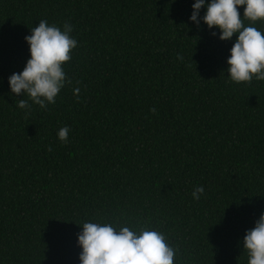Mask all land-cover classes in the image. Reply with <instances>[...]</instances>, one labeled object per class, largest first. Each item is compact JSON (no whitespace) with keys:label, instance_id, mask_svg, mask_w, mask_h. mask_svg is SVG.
Segmentation results:
<instances>
[{"label":"trees","instance_id":"obj_1","mask_svg":"<svg viewBox=\"0 0 264 264\" xmlns=\"http://www.w3.org/2000/svg\"><path fill=\"white\" fill-rule=\"evenodd\" d=\"M192 3L0 0V264H79L77 224L101 219L162 231L175 264H247L241 241L264 212V81L227 79L235 35L190 23ZM42 19L73 26L72 83L26 111L7 78Z\"/></svg>","mask_w":264,"mask_h":264},{"label":"clouds","instance_id":"obj_2","mask_svg":"<svg viewBox=\"0 0 264 264\" xmlns=\"http://www.w3.org/2000/svg\"><path fill=\"white\" fill-rule=\"evenodd\" d=\"M241 7L242 15L238 11ZM188 19L197 28L205 25L221 41L232 40L235 35L226 58L229 81H264V28L255 26L264 21V0H193ZM72 32L73 26L67 21L58 26L42 19L24 37L29 57L20 72L7 78L10 94L22 97L15 101L19 109L28 111L35 104L46 110L56 103L65 85L72 83L64 70L78 43ZM72 92L79 100L80 88L74 87ZM69 130L66 125L59 128L57 138L67 142ZM203 192L202 186L196 187L192 198L199 199ZM77 225L79 264H175L177 249L155 228L103 219ZM241 244L247 264H264V212L245 231Z\"/></svg>","mask_w":264,"mask_h":264}]
</instances>
